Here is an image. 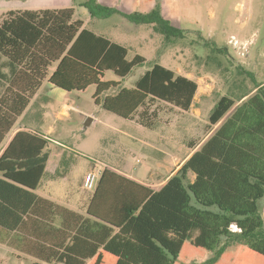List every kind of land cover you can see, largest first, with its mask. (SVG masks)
<instances>
[{
    "label": "trees",
    "instance_id": "16d2710c",
    "mask_svg": "<svg viewBox=\"0 0 264 264\" xmlns=\"http://www.w3.org/2000/svg\"><path fill=\"white\" fill-rule=\"evenodd\" d=\"M85 6L94 18L119 13L96 0ZM122 15L135 24L152 26L167 43L185 38L186 31L167 20L160 5L146 14ZM128 55L127 47L85 28L73 8L11 11L0 17V57L9 69L1 82L0 151L45 80L66 92H82L94 85L97 105L124 119H133L139 112L143 126L149 120L144 108L151 102L182 112L192 109L198 83L160 64L134 89L103 80L107 71L125 78L146 62L141 55L132 60ZM209 121V138L199 148L198 143L191 145L192 150L197 148L194 154L158 191L105 168L88 218L76 215L75 232L69 237L74 247L82 239L90 241L93 252L71 257L72 252L64 251L51 260L59 264H264V82L238 99L221 97ZM48 146L39 134L20 131L0 155V243L11 248L27 218L43 220L62 209L36 193L51 158ZM91 221L99 226L94 240L87 234Z\"/></svg>",
    "mask_w": 264,
    "mask_h": 264
},
{
    "label": "rangeland",
    "instance_id": "374dc122",
    "mask_svg": "<svg viewBox=\"0 0 264 264\" xmlns=\"http://www.w3.org/2000/svg\"><path fill=\"white\" fill-rule=\"evenodd\" d=\"M179 3L182 14L177 25L186 31L185 38H176L171 43L150 25L135 24L115 15L94 18L87 8L75 6L76 18L85 21V28L127 47L128 60L136 55L146 59L144 65L134 68L125 78L107 71L103 80L134 89L154 65L160 64L177 75L189 74L200 89L189 113L163 102L149 103L144 108L149 120L143 126L139 112L133 119H124L97 105L94 85L82 92H66L51 87L45 80L29 112L19 118L16 128L26 122L36 125L49 108L52 112L64 103L71 106L68 115L57 121L54 138L69 147L63 151L72 185H76L81 172L102 173L105 168L152 184L167 181L184 165L191 145L201 144L208 137L210 116L221 97L238 99L264 82V0H179ZM16 8L25 7L17 4L12 7ZM6 14L0 11V17ZM244 22L247 25L243 28ZM215 48L224 52L217 53ZM240 67L251 76L244 75ZM55 69L56 64L49 69V76ZM8 71L6 60L0 57V95L1 82ZM29 126L35 128L32 124ZM190 179L193 181L194 177ZM30 263L29 259L18 260L15 250L0 244V264Z\"/></svg>",
    "mask_w": 264,
    "mask_h": 264
},
{
    "label": "crops",
    "instance_id": "0c3cea01",
    "mask_svg": "<svg viewBox=\"0 0 264 264\" xmlns=\"http://www.w3.org/2000/svg\"><path fill=\"white\" fill-rule=\"evenodd\" d=\"M91 1L93 0H12V2L9 0H0V11L2 14H6L11 11L24 12L73 8L77 13V9L75 8V6L79 5L80 7L86 8L85 5L91 3ZM96 2L101 6L116 9L117 11H119V13L114 15L123 18L125 17L122 14H146L154 10L157 5H160L163 16L167 20L171 21L174 26L180 28L177 25L182 14V8L180 6L179 0H96ZM16 4L17 7L25 8H16L18 10L12 9V7ZM212 16L216 18L215 13H213ZM246 25V22L242 23L243 28ZM185 76L196 81L189 74ZM51 87L55 88L52 85ZM199 89L195 96L193 106L199 93ZM49 93L51 94L50 99H53L52 92ZM52 101L53 100H51V102ZM51 102L49 105H51ZM46 108L47 107H45V109ZM69 109H71V106L64 103L62 106H58L54 110H51L52 112H49V108V114L46 112L45 114L43 113V119L41 118L39 122H36V125L34 123L26 122L25 124H21L17 128L15 126L0 151L1 155L4 149L8 146L11 139L15 136L16 133L20 131H30L37 133L41 137L49 141L48 148L51 151V158L47 165L46 172L36 190V193L41 198L61 207L62 209L57 211L55 215L49 213L47 218L43 220L34 216L27 218V222L24 228L20 232H17V234L14 236L16 245L14 248H10L17 252L18 260L29 259L31 260L30 264H59L54 260H51L52 255L58 256L59 253H63L64 251L72 252L71 257H82L93 252L89 246L90 241L82 239L78 241V245L74 247V239L69 238L71 234L75 232V230L73 229V223L77 222L75 220L77 219L76 215L88 218V208L93 198L94 191L96 190L95 189L94 191H89L84 188L83 179L88 173L94 172L92 170L81 172L77 177L76 185H72L70 183L71 171L65 158V151H63L68 150L69 147L64 144V142L54 138V135L57 131V121H60L63 117H66L68 115L67 111ZM29 110L30 108L27 109V111L24 113V117L27 115ZM191 111L192 109L189 112ZM30 124L34 125L35 128L30 127ZM211 133L212 132L208 134V137L204 140V142L209 138ZM204 142L198 144L197 148H199ZM196 149H191L190 154L187 156V158H185V161H187L194 154ZM115 171L150 187L154 191L160 190L167 183L170 177L173 176V174H171V176L167 178V181L164 180L158 184H152L143 182L121 171ZM69 212L72 215L68 214ZM93 223V221H91V223H88L89 225L87 234L90 236L91 240H94V237H96L99 233L97 229L99 226L94 225ZM42 244H44L46 247L44 248ZM50 248H52L53 250H51ZM88 262L89 261H87V263Z\"/></svg>",
    "mask_w": 264,
    "mask_h": 264
},
{
    "label": "built area",
    "instance_id": "2783aa9c",
    "mask_svg": "<svg viewBox=\"0 0 264 264\" xmlns=\"http://www.w3.org/2000/svg\"><path fill=\"white\" fill-rule=\"evenodd\" d=\"M101 172H90L84 178V188L89 191H94L100 179Z\"/></svg>",
    "mask_w": 264,
    "mask_h": 264
}]
</instances>
